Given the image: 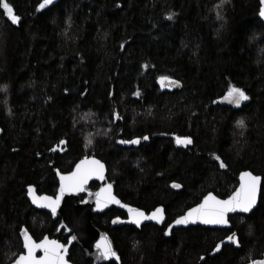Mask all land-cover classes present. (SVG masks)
Instances as JSON below:
<instances>
[{
  "label": "trees",
  "instance_id": "trees-1",
  "mask_svg": "<svg viewBox=\"0 0 264 264\" xmlns=\"http://www.w3.org/2000/svg\"><path fill=\"white\" fill-rule=\"evenodd\" d=\"M7 2L20 19L13 24L0 8V264L23 251V226L40 240L54 237L59 224L31 206L25 188L54 196L55 170L68 173L91 156L105 163L117 197L146 212L162 206L167 222L210 192L228 197L244 170L262 177L257 208L230 217V229L196 226L165 237L152 225L112 228L110 219L121 214L114 209L95 216L93 224L109 234L120 264H246L260 258V0H57L42 9V0ZM161 76L176 79L181 89L162 92ZM230 86L246 93L245 105L216 103ZM177 136L192 143L178 145ZM136 138L140 143H120ZM232 233L238 244L227 239ZM55 237L67 240L62 233ZM68 260L91 264L77 246Z\"/></svg>",
  "mask_w": 264,
  "mask_h": 264
},
{
  "label": "snow or ice",
  "instance_id": "snow-or-ice-1",
  "mask_svg": "<svg viewBox=\"0 0 264 264\" xmlns=\"http://www.w3.org/2000/svg\"><path fill=\"white\" fill-rule=\"evenodd\" d=\"M53 0H42V2L38 5V9H42L45 5L51 4ZM224 0H221L223 3ZM262 7L260 9V16L264 17V0H261ZM0 8L4 10L5 15L10 19L13 24L19 22V17L14 14L13 7L7 0H0ZM171 19V15L168 17ZM123 47V45H121ZM170 78L167 76L159 77V81L163 84L165 81H169ZM171 83L179 84V81H171ZM134 95H139V93H134ZM226 99H230L236 105H239L241 101L247 100L248 96L246 93L239 87L230 86L228 89V93L225 97ZM238 127H243V120L237 121ZM144 140H147L148 137L144 136ZM176 143L179 144H191L192 140L190 137H180L177 136ZM91 143V141H88ZM61 144L64 141H60ZM120 143H129V144H138L140 143V138H136L130 141H120ZM219 160V157H217ZM226 165L223 161L220 162V167L223 168ZM104 173V165L96 159L85 158L81 160L79 164L76 165V170L68 175H61V186L60 193H64L65 191H81L84 188V185L87 183L90 177L97 176L101 179L103 178ZM241 185L231 196L227 199L220 200L216 196L212 195V193H208L207 196L204 197V200L201 204L197 205L195 208H190L188 212L184 216L178 217L173 221L174 224H187L189 220H200L204 224L210 225H222L227 224L228 220L226 219V214L229 212L236 211L239 209L244 213H248L253 206L256 204L257 200V189L260 184L261 177L255 176L251 172H242L241 176ZM172 187L179 188L180 185L177 183H173ZM32 193V187L29 186V194ZM97 207H103L105 202H114L120 203L116 199L115 196L111 194V185H107L104 188H101L100 192L97 194ZM60 195H57L54 199L52 197L44 196L40 197V201L44 202V206L49 208L53 214L57 211V206L60 201ZM33 203H38L37 199L33 197ZM124 207L128 208L130 213V218L132 222L137 226L140 225V221L142 219H152L156 221H161L163 219V209L157 207L151 215L146 216L144 212L139 209H134L129 207L128 205H124ZM115 222V221H114ZM172 225H169L171 228ZM22 235L24 237V248L26 249V254H21L14 261V264H66L64 259V251L66 246L60 244L56 240H49L48 237H45L39 243L33 241L30 236L22 229ZM74 239V237H71ZM227 239L234 241L238 244L236 240V234L232 233ZM96 247L100 250V254L104 258L115 257L116 253L113 251L111 245L109 243L101 242L97 243ZM221 245L218 243L216 248L213 251L218 250ZM36 249H41L43 255L37 257L34 253ZM252 264H264V261L256 262L253 261Z\"/></svg>",
  "mask_w": 264,
  "mask_h": 264
},
{
  "label": "water",
  "instance_id": "water-1",
  "mask_svg": "<svg viewBox=\"0 0 264 264\" xmlns=\"http://www.w3.org/2000/svg\"><path fill=\"white\" fill-rule=\"evenodd\" d=\"M55 1H57V0H53V2H55ZM259 4H260V6H259L258 18L264 24V17H261L259 14L260 9L262 7L261 0H260ZM171 81H177V80L174 78H170L169 81H165L162 84L158 79L157 85L162 92L170 93V92L178 91L181 89L182 85L180 82L177 85V84L171 83ZM227 93L224 94L223 96H221L217 100L216 103L219 106L228 107V108H236V107H239L241 105H245L247 103V100H244V101H241V103L239 105H236L230 99L225 98ZM86 158L99 160L104 165V173H103L102 179L100 177H97V176H92L89 178L87 183L84 185L83 190H81V191H65L62 194L60 193V186H61L60 176L61 175H68V174L74 172L76 170V165L79 164L81 160L85 159V158H83V159L79 160L78 162H76L73 169L68 173H61V172H59V170H57V169L55 170L57 181H58V187L56 190V194L54 196H50V195H46V194H38L36 187L33 185H29L32 187V193H31V195L29 194V186H27L25 188L26 198L28 199L31 206L35 210L47 212L50 214V216L53 220H59L60 221L56 233L58 234L60 231H63L64 235L69 237L67 244H65L66 248L64 251V259L66 261V264H72L68 261L67 257H68L69 249L73 245H77L79 248H81L82 251L85 253L86 257L93 261V264H108L110 262H115L117 264H120V257L118 255L117 251L114 249V245H113L112 240L110 239V237L106 233L101 232L92 224V220H91L92 216L94 214L104 213L106 210H109L111 208H115L117 210H121V211L125 212L127 214V219L122 220L120 218H114L111 222L113 226L120 227L123 225H133L137 228H140L142 225H146V224H155L158 226H162L166 222L165 211H164V208L162 206H158V207L163 209V213H162L163 219L161 221L158 222V221L152 220V219H142L140 221V225L137 226L135 223L132 222L128 208L124 207V205H128L129 207L134 208V209H139V208L131 206V205L126 204V203H123L115 195L114 186L107 181V168H106L105 163L102 160H100L99 158H97L95 156L86 157ZM242 172H251V171L245 170ZM242 172H240V174H239L238 184H237L236 188L233 190V192L229 196H231L234 192H236V190L240 187V185H241L240 176H241ZM251 173L255 176H260V175L254 174L253 172H251ZM92 182H98L101 185L99 187V189H97L96 191H91L89 189V185ZM107 185H111V194L113 196H115L116 199L118 201H120V203L105 202L103 207L98 208L97 207V195L96 194L98 192H100L101 188H104ZM171 187H172V185H171ZM172 188L176 191L181 190V186L179 188H174V187H172ZM261 189H262V177H261L260 184L258 185V189H257L256 204L253 206V208L248 213H244V212L240 211L239 209H237L236 211L227 213L226 214V219L228 220L227 224L210 225V224H204L200 220H194L193 221L191 219L189 220V222L187 224L177 225V224H174L172 222L170 224V225H172V227L171 228H169V226L167 227V229L165 231V235L170 236V233L173 229L196 227V226H199L202 228H208V229H220V230L230 229L232 227V225L229 221L230 217L236 216V215H249L250 213H252L257 208L259 201H260ZM80 194H86V197L82 202H79V195ZM57 195H60L61 198H60L59 204L57 206V211L55 214H53L49 208L44 206V202L40 201L39 198L44 197V196H48V197H52L54 199ZM207 195L208 194H206L205 196H207ZM212 195L216 196L213 193H212ZM33 197H35L37 199L38 203H33ZM204 197L201 199V201L197 205H199L203 202ZM216 197L220 200H224V199L228 198V197L219 198L218 196H216ZM197 205H195L191 208H195ZM154 210H152L150 213H145L142 210L141 211L144 212L146 216H149V215H151V213L154 212ZM188 210H186L180 216H184L188 212ZM180 216H178V217H180ZM22 229L27 233L28 236L31 237V239L33 241H35L37 243H39V241H41L45 237H48L49 240H56L55 238H50L48 235H45L42 239H40L39 241H36L32 237V235L29 233V231L26 229V227L23 226L19 232L21 242H22V250L23 251L19 255L26 254V249L24 248V237L22 235ZM71 237H74V239L70 240ZM56 241H58V240H56ZM105 241L111 245L113 251L116 253L115 257L104 258L101 256L100 250L96 247V245H97V243H101V242H105ZM60 244H62V243H60ZM34 254L37 257H39V256L43 255V252L41 249H36ZM18 256L10 264H14V261L18 258ZM253 261H256V262L264 261V252L260 258H256V259H254V260H252L246 264H252Z\"/></svg>",
  "mask_w": 264,
  "mask_h": 264
},
{
  "label": "flooded vegetation",
  "instance_id": "flooded-vegetation-1",
  "mask_svg": "<svg viewBox=\"0 0 264 264\" xmlns=\"http://www.w3.org/2000/svg\"><path fill=\"white\" fill-rule=\"evenodd\" d=\"M101 185L98 183V182H92V183H90V185H89V189L91 190V191H96L97 189H99V187H100ZM116 195V194H115ZM85 197H86V194H80L79 195V202H82L84 199H85ZM119 198V197H118ZM120 199V198H119ZM121 200V199H120ZM122 201V200H121ZM123 202V201H122ZM123 203H125V202H123ZM126 204H128V203H126ZM129 205H131V206H134V207H137V206H135V205H132V204H129ZM137 208H139V207H137ZM111 209H114V210H117V209H115V208H111ZM111 209H109V210H111ZM140 210H142V211H144L143 209H141V208H139ZM155 209V208H154ZM154 209H152V210H154ZM152 210H150V211H148V212H146V211H144L145 213H150ZM108 210H106L105 212H107ZM117 211H119L121 214H118V215H114L111 219H110V226L112 227V228H119V227H117V226H113L112 225V220L114 219V218H120V219H122V220H125V219H127V214L125 213V212H123V211H121V210H117ZM104 212V213H105ZM104 213H101V214H94L93 216H92V218H91V220H92V224H93V218L95 217V216H97V215H102V214H104ZM49 214V213H48ZM50 215V214H49ZM53 220V219H52ZM54 221H59V220H54ZM173 220H171V221H166L162 226H158V225H155V224H146V225H142L140 228H137V227H135V226H133V225H123V226H131V227H133L134 229H137V230H140L142 227H144V226H147V225H152V226H156V227H159V228H162L163 229V231L165 232V230L167 229V227L170 225V223L172 222ZM59 223H60V221H59ZM59 225V224H58ZM94 225V224H93ZM95 226V225H94ZM123 226H120V227H123ZM98 230H100L101 232H104V233H106L108 236H109V234L105 231V230H101L98 226H95ZM58 228V227H57ZM174 230V229H173ZM56 232H57V230H56ZM55 232V236L56 235H59L60 233H62L63 234V236H65V237H67V240H66V242L65 243H63V242H61L59 239H57L55 236L54 237H50V238H55L56 240H58L60 243H62V244H67V242H68V236H66V235H64V232L63 231H60L58 234ZM172 232V231H171ZM170 235H171V233H170ZM164 236L165 237H169V236H166L165 235V233H164ZM110 237V236H109ZM42 239V238H41ZM110 239H111V237H110ZM112 240V239H111ZM36 241H39V240H36ZM113 242V241H112ZM113 245H114V243H113ZM73 246H77V245H73ZM73 246H71L70 247V249L73 247ZM78 247V246H77ZM79 248V247H78ZM70 249H69V251H70ZM81 249V248H80ZM114 249H115V247H114ZM82 250V249H81ZM116 250V249H115ZM117 251V250H116ZM83 252V251H82ZM118 253V252H117ZM83 254H84V256H85V258L87 259V260H89L90 262H91V264H93V261L91 260V259H88L87 257H86V255H85V253L83 252ZM68 255H69V252H68ZM118 255H119V253H118ZM120 257V256H119ZM67 259H68V257H67ZM69 261V260H68ZM70 262V261H69ZM71 263V262H70ZM113 263H115V262H113ZM115 264H117V263H115Z\"/></svg>",
  "mask_w": 264,
  "mask_h": 264
},
{
  "label": "bare ground",
  "instance_id": "bare-ground-1",
  "mask_svg": "<svg viewBox=\"0 0 264 264\" xmlns=\"http://www.w3.org/2000/svg\"><path fill=\"white\" fill-rule=\"evenodd\" d=\"M244 171H245V170H244ZM157 207H158V206H157ZM176 218H177V217H176ZM176 218H175V219H176ZM175 219H174V220H175ZM174 220H173V221H174ZM173 221H172V222H173ZM172 222H171V223H172ZM171 223H170V224H171ZM165 231H166V230H165ZM164 233H165V232H164Z\"/></svg>",
  "mask_w": 264,
  "mask_h": 264
}]
</instances>
